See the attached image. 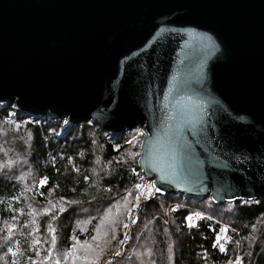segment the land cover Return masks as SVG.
<instances>
[{"label": "water", "instance_id": "water-1", "mask_svg": "<svg viewBox=\"0 0 264 264\" xmlns=\"http://www.w3.org/2000/svg\"><path fill=\"white\" fill-rule=\"evenodd\" d=\"M138 127L160 193L264 200V0H0V107Z\"/></svg>", "mask_w": 264, "mask_h": 264}, {"label": "trees", "instance_id": "trees-1", "mask_svg": "<svg viewBox=\"0 0 264 264\" xmlns=\"http://www.w3.org/2000/svg\"><path fill=\"white\" fill-rule=\"evenodd\" d=\"M23 116L13 106L0 107L1 124L14 121L24 133L32 134L30 141L25 134L17 139L30 143L33 173L31 189H26L23 182L6 174L7 167L0 165V228L17 221L18 231L13 233L16 245L6 264H45L49 260H44L47 243L39 241L32 247L26 224L30 218L29 204L52 207L50 213L40 218L39 232L56 236V253L61 257L78 241L93 240L97 234L96 219L91 220L85 232L76 231L80 222L76 224L77 215L91 209L113 211L125 198L134 201L135 186L142 175L132 157L134 150L128 144L107 139L91 122L76 126L61 137L63 119L44 117L30 121ZM41 180L46 183L41 185ZM173 202L179 203L180 208L171 209L168 217V206ZM216 213L219 219L210 216ZM193 216L200 217L195 224L187 219ZM216 220L231 231L223 233ZM146 224L148 228L143 232L141 227ZM141 232L143 242H153L155 264H264V200L217 205L210 197L186 200L183 196L155 195L141 205L132 236ZM219 244H223L225 251H220ZM119 261L117 264H143L137 254Z\"/></svg>", "mask_w": 264, "mask_h": 264}, {"label": "rangeland", "instance_id": "rangeland-1", "mask_svg": "<svg viewBox=\"0 0 264 264\" xmlns=\"http://www.w3.org/2000/svg\"><path fill=\"white\" fill-rule=\"evenodd\" d=\"M12 107V106H10ZM14 108V106H13ZM15 109V108H14ZM16 111V109H15ZM17 112V111H16ZM11 116L14 118V111H11ZM19 115H24L22 113L17 112ZM25 119L29 118L30 121H34L33 118L23 116ZM36 121V120H35ZM92 123V122H91ZM93 124V123H92ZM95 125V124H94ZM96 129H98V125H95ZM70 123L68 124L66 122V119H63V124L61 126V129L59 130V133L61 134V137H66L68 131L72 130ZM99 130V129H98ZM102 131V130H101ZM103 136L106 137L109 140H112L113 142L117 144H128L130 148L134 150L133 158L135 160V163H137V159L140 154L139 146L141 143L142 138L145 136V130L144 128L138 127L133 131L127 132L124 136L121 137H111L110 134L108 136V133L102 131ZM143 133V135H141ZM21 134H25V139L29 140L31 139V133L27 132L24 133L23 128L20 127V124L11 121V122H5L3 124L0 123V165L3 167H7L6 174L18 179L19 181L23 182L26 185V189H31V186L29 185V182L32 178V171L31 166L29 163V152H30V143H22L17 138H21ZM131 141V143H129ZM138 165V163H137ZM139 173L142 175L141 171ZM146 182V184H150L152 182L148 181L143 175L139 179L136 185L140 181ZM153 184V183H152ZM136 195L134 201L132 198H125L121 200L119 203H117L116 207L113 211H109L107 209L103 210H85L80 212V214L77 215L76 221V231H83L87 229L89 224H91L92 219L97 220V226L95 229L96 237H98L97 240H90L86 241L87 244L85 245V242L78 241L76 246V253L79 257L75 261V264H88V258H91L94 256V253L89 252V249L91 248H103L104 252L102 255H100L97 259V264L100 262L109 264H117L122 259L135 257L137 254V257L140 258L143 264H155L154 262V249H153V242L150 239L148 242L142 241V233L148 228V224L145 225L143 232L135 233V235L132 236L133 230L137 227L139 222V213H140V207L141 202L139 200L138 206L136 201V196L139 195V191L136 188L135 189ZM143 197V196H142ZM149 197V196H147ZM148 201V200H146ZM145 201V202H146ZM245 201V200H244ZM173 204V205H172ZM171 205L168 206V209L171 208H180L179 203L173 202ZM52 207L51 206H37L35 203L29 204V212H30V218L29 221L26 223L28 232L31 235L32 239V247H34L37 242L42 241L43 243H47V251L48 254L44 257V260L46 257H49L48 261H45L43 263L45 264H74L73 259H65L62 255L61 257L58 256V253H56V236L54 234L42 235L39 232L40 227V218L50 213ZM137 211L136 214V224L134 227H132L130 230L129 228V220L131 221L132 218L131 214ZM172 212V210H170ZM170 213L168 212V217ZM214 219H219V213H216L215 216L210 215ZM232 216H229V218ZM228 218V219H229ZM225 220V218H224ZM192 222L190 223H196V216H193L190 220ZM217 223H221V220H216ZM17 221L12 220L4 225V228H0V264H6L8 256L12 255V252L15 248V240L14 234L16 231H18ZM127 224L128 227L125 228L124 225ZM223 230V233L226 234V232H230L231 228L225 225V223H221ZM99 229V232L96 230ZM140 229V228H139ZM51 232L54 233V230L51 229ZM107 233V236L104 234ZM131 235V238H130ZM125 236H127V239H125ZM107 240L108 243L105 244L104 241ZM121 241H123L121 243ZM98 250V249H97ZM119 252V255H115V252ZM173 251L172 248L169 250V257L172 258ZM232 264V263H229Z\"/></svg>", "mask_w": 264, "mask_h": 264}, {"label": "snow or ice", "instance_id": "snow-or-ice-1", "mask_svg": "<svg viewBox=\"0 0 264 264\" xmlns=\"http://www.w3.org/2000/svg\"><path fill=\"white\" fill-rule=\"evenodd\" d=\"M141 135H143V133H141ZM129 143H131V141H129ZM44 183H46V180H41V181H40V184H41V185H43ZM135 187H136L137 189H140L142 186H141V185H136ZM144 187H145V189H146L147 194H148L149 197L151 196V194H152V192H153V189H155V191H157V192L160 191V189L155 188V185L152 184V183L147 184V185H145ZM142 194H143V193H142ZM140 198H141L140 195H137V196H136V201H137V205H136V206H138V202H139ZM71 203H76V202H71ZM63 210H64V209H61V211H63ZM187 219H188V220H191L192 218H191V217H188ZM124 227L127 228L128 225L125 224ZM96 231L99 232V229H97ZM222 231H226V230H222ZM104 235L107 236V233H105ZM97 239H98V237H96V236L93 237V240H94V241L97 240ZM125 239H127V236H125ZM122 242H123V241H121V243H122ZM218 242H219V237H218ZM104 243L107 244L108 241L105 240ZM86 244H87V242H85V245H86ZM219 248H220V251H225V248H224L223 244H219ZM97 249H98V250H97ZM89 252L94 253V256L91 257V258H88V264H97V259H98V257H99L100 255L103 254L104 249H103V248H99V246H97V248H91V249H89ZM75 253H76V246H75V244H74L71 248L67 249V250L63 253V256H64V258H65L66 260L69 259V258L73 259V262H74V264H75V261H76L77 259H79V257H78L77 255H75ZM114 254H115V255H119V252L117 251V252H115ZM57 264H59V262H57ZM109 264H111V262H109Z\"/></svg>", "mask_w": 264, "mask_h": 264}, {"label": "built area", "instance_id": "built-area-1", "mask_svg": "<svg viewBox=\"0 0 264 264\" xmlns=\"http://www.w3.org/2000/svg\"><path fill=\"white\" fill-rule=\"evenodd\" d=\"M98 129L100 130V128H99V126H98ZM108 136H109V133H108ZM138 185H141L142 187L140 188V189H138V191H139V195H140V202L143 204L146 200H149V199H151L152 197H154L155 195H162V196H166L165 194H163V193H160V192H157V191H155V189H153V192H152V194H151V196L150 197H147L148 196V194H147V191H146V189H145V185H147L146 184V182L144 181V179L142 180V181H140L139 183H138ZM143 193V194H142ZM143 196V197H142ZM177 197H179L180 198V196L179 195H177ZM183 198L184 199H186V200H188L186 197H184L183 196ZM141 204V205H142ZM173 205V204H172ZM172 209V208H171ZM170 209V210H171ZM175 209V208H174ZM170 210L168 209V212L170 213ZM136 212L137 211H134L132 214H131V216H130V218L131 217H133V216H135L134 218H132L131 219V221L129 220V222H130V224H129V230L132 228V227H134L135 226V224H136V216H137V214H138V212H137V214H136ZM196 220L198 221V220H200V217H196Z\"/></svg>", "mask_w": 264, "mask_h": 264}, {"label": "bare ground", "instance_id": "bare-ground-1", "mask_svg": "<svg viewBox=\"0 0 264 264\" xmlns=\"http://www.w3.org/2000/svg\"><path fill=\"white\" fill-rule=\"evenodd\" d=\"M140 146H141V144H140ZM140 146H139V147H140Z\"/></svg>", "mask_w": 264, "mask_h": 264}]
</instances>
